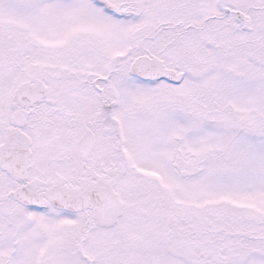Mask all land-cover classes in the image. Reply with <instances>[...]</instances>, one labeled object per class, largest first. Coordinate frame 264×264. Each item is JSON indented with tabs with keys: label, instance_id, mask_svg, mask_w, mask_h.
<instances>
[{
	"label": "snow or ice",
	"instance_id": "1",
	"mask_svg": "<svg viewBox=\"0 0 264 264\" xmlns=\"http://www.w3.org/2000/svg\"><path fill=\"white\" fill-rule=\"evenodd\" d=\"M0 264H264V0H0Z\"/></svg>",
	"mask_w": 264,
	"mask_h": 264
}]
</instances>
